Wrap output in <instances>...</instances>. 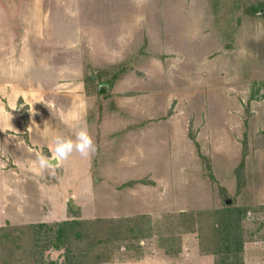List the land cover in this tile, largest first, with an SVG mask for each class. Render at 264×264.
Listing matches in <instances>:
<instances>
[{
    "label": "rangeland",
    "instance_id": "1",
    "mask_svg": "<svg viewBox=\"0 0 264 264\" xmlns=\"http://www.w3.org/2000/svg\"><path fill=\"white\" fill-rule=\"evenodd\" d=\"M0 8L25 14L8 133L31 148L0 159V264H219L229 212L242 251L223 260L264 264V0ZM81 127L95 153L39 170L52 138ZM71 220L58 249L29 228Z\"/></svg>",
    "mask_w": 264,
    "mask_h": 264
},
{
    "label": "crops",
    "instance_id": "2",
    "mask_svg": "<svg viewBox=\"0 0 264 264\" xmlns=\"http://www.w3.org/2000/svg\"><path fill=\"white\" fill-rule=\"evenodd\" d=\"M16 14L17 19L15 17L11 19L10 15H15V13H10V11L6 8H0V159H14L17 156L16 153L23 154L28 153L31 150L29 145L30 140H26L25 137H23L21 141H15V139H12L8 133V131L12 130L15 123V120L11 114V110L14 109V100L16 98V94L19 97L20 95L21 97L24 95L23 91H21L23 92L22 94L18 93L19 89L16 90L15 83L13 81L14 67L12 62L17 60V58L14 56L15 53L19 54V47H22V43L24 46V40L23 42L20 41L17 43V34L20 36L24 35L26 25V21H24V12H21L18 9ZM15 24L17 25L18 29L13 27ZM20 57L21 58H19V60H26L28 62L30 61V58H25L24 51ZM108 83L110 85V89L111 83ZM18 124H20V126H24L22 125L23 122ZM43 133H45V131H43ZM45 136L44 139H42V144L47 142ZM45 147H47L46 144ZM6 194H8V192H6Z\"/></svg>",
    "mask_w": 264,
    "mask_h": 264
},
{
    "label": "trees",
    "instance_id": "3",
    "mask_svg": "<svg viewBox=\"0 0 264 264\" xmlns=\"http://www.w3.org/2000/svg\"><path fill=\"white\" fill-rule=\"evenodd\" d=\"M260 9L258 8L257 11ZM234 216L233 213L229 212L223 216V222L220 224L218 228L220 245L223 247L224 256L219 264H227L226 256L229 254L236 255L238 252L242 251V243L238 239L237 234L235 233L234 228ZM83 224L82 221L79 220H71V221H61L56 222L55 224L48 226L45 224H37L32 225L29 228L32 229H42L46 228L49 232H51V238L54 240L55 245L53 247L60 248L65 245V243L72 236L78 235L77 228ZM6 238L10 237V235H6ZM234 249V250H233Z\"/></svg>",
    "mask_w": 264,
    "mask_h": 264
},
{
    "label": "clouds",
    "instance_id": "4",
    "mask_svg": "<svg viewBox=\"0 0 264 264\" xmlns=\"http://www.w3.org/2000/svg\"><path fill=\"white\" fill-rule=\"evenodd\" d=\"M74 151L79 152L85 157L95 153L96 151V146L93 142V139L89 135L87 129L84 127H81L75 133V139L59 134L55 135L52 138L51 158H48L46 155L41 153L37 156L35 163L39 170L51 168L53 165V160L56 164H59L63 160L67 159ZM52 174H54V171Z\"/></svg>",
    "mask_w": 264,
    "mask_h": 264
},
{
    "label": "water",
    "instance_id": "5",
    "mask_svg": "<svg viewBox=\"0 0 264 264\" xmlns=\"http://www.w3.org/2000/svg\"><path fill=\"white\" fill-rule=\"evenodd\" d=\"M259 12L261 13L262 12V9H260ZM109 87H110V85H109L108 82H103V83L98 84V93L99 94H105V93H107L108 90H109ZM52 163L55 164V161L53 160ZM69 204H70V207H71L72 210H75L76 209V207L72 203V200H69ZM226 204H230V200H227L226 201Z\"/></svg>",
    "mask_w": 264,
    "mask_h": 264
}]
</instances>
